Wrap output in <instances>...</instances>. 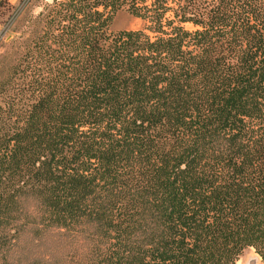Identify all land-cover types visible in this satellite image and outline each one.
I'll return each mask as SVG.
<instances>
[{
  "label": "trees",
  "instance_id": "16d2710c",
  "mask_svg": "<svg viewBox=\"0 0 264 264\" xmlns=\"http://www.w3.org/2000/svg\"><path fill=\"white\" fill-rule=\"evenodd\" d=\"M29 32L0 67V264H264V0H52Z\"/></svg>",
  "mask_w": 264,
  "mask_h": 264
},
{
  "label": "rangeland",
  "instance_id": "374dc122",
  "mask_svg": "<svg viewBox=\"0 0 264 264\" xmlns=\"http://www.w3.org/2000/svg\"><path fill=\"white\" fill-rule=\"evenodd\" d=\"M52 0H5L0 5V67H5L11 59H3L5 54L12 53L16 47V40L21 34L29 36V20L37 15L44 4ZM143 26L141 19L131 15L127 9H121L115 15L110 30L139 29ZM186 27L192 28L190 25ZM253 248H247L237 260L236 264H261L260 257ZM250 264V263H249Z\"/></svg>",
  "mask_w": 264,
  "mask_h": 264
},
{
  "label": "bare ground",
  "instance_id": "6f19581e",
  "mask_svg": "<svg viewBox=\"0 0 264 264\" xmlns=\"http://www.w3.org/2000/svg\"><path fill=\"white\" fill-rule=\"evenodd\" d=\"M258 258H259V257H258ZM249 263L251 264V260L248 262V264H249ZM252 264H253V262H252Z\"/></svg>",
  "mask_w": 264,
  "mask_h": 264
},
{
  "label": "built area",
  "instance_id": "2783aa9c",
  "mask_svg": "<svg viewBox=\"0 0 264 264\" xmlns=\"http://www.w3.org/2000/svg\"><path fill=\"white\" fill-rule=\"evenodd\" d=\"M4 0H0V4L3 2Z\"/></svg>",
  "mask_w": 264,
  "mask_h": 264
}]
</instances>
